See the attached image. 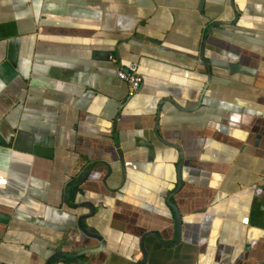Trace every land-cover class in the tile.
<instances>
[{"label":"crops","instance_id":"obj_1","mask_svg":"<svg viewBox=\"0 0 264 264\" xmlns=\"http://www.w3.org/2000/svg\"><path fill=\"white\" fill-rule=\"evenodd\" d=\"M0 264H264V0H0Z\"/></svg>","mask_w":264,"mask_h":264},{"label":"built area","instance_id":"obj_2","mask_svg":"<svg viewBox=\"0 0 264 264\" xmlns=\"http://www.w3.org/2000/svg\"><path fill=\"white\" fill-rule=\"evenodd\" d=\"M110 60L115 63L118 62L114 55L110 56ZM117 75L121 81L128 84L130 96H134L141 90L143 77L138 70L137 63H131L127 68L120 66Z\"/></svg>","mask_w":264,"mask_h":264},{"label":"trees","instance_id":"obj_3","mask_svg":"<svg viewBox=\"0 0 264 264\" xmlns=\"http://www.w3.org/2000/svg\"><path fill=\"white\" fill-rule=\"evenodd\" d=\"M79 191V189L77 188V187H73L72 189H71V194H75V193H77Z\"/></svg>","mask_w":264,"mask_h":264}]
</instances>
